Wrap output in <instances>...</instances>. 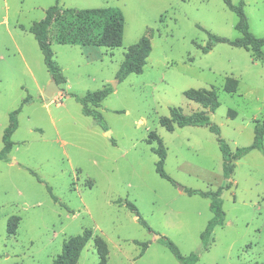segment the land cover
Returning <instances> with one entry per match:
<instances>
[{
  "label": "rangeland",
  "instance_id": "obj_1",
  "mask_svg": "<svg viewBox=\"0 0 264 264\" xmlns=\"http://www.w3.org/2000/svg\"><path fill=\"white\" fill-rule=\"evenodd\" d=\"M232 1H244L250 31L263 37L264 0ZM57 2L119 7L125 28L118 47L60 43L62 21L73 18L59 17L49 40L66 81L48 97L52 75L29 28ZM237 22L224 0H0V150L11 113L22 107L13 148L0 161V264H51L65 240L86 229L93 237L77 264L99 263L97 235L108 245V264H180L157 235L186 256L199 254L195 264H264L263 153L252 149L227 178L218 135L209 126L179 127L170 117L172 107L204 111L233 153L253 144L256 125L264 122V61L226 42L203 51L210 34L242 37ZM148 31L152 51L143 72L120 80L128 48ZM227 77L239 81L236 92L224 89ZM106 87L112 92L97 108L104 130L73 94ZM190 88L215 89L220 106L211 112L189 100L184 92ZM153 132L166 147L164 167L175 183L156 170L158 143L148 141ZM221 186L226 219L205 249L211 200L185 188ZM143 242L149 246L142 254Z\"/></svg>",
  "mask_w": 264,
  "mask_h": 264
},
{
  "label": "trees",
  "instance_id": "obj_2",
  "mask_svg": "<svg viewBox=\"0 0 264 264\" xmlns=\"http://www.w3.org/2000/svg\"><path fill=\"white\" fill-rule=\"evenodd\" d=\"M228 8L238 15V22L236 28L243 33V36L235 40L226 37L210 34V41L207 46L203 47L205 53L209 52L212 46L218 42H226L230 45L245 48L252 52L253 56L257 59L264 61V36L257 37L250 31L249 19L245 12V3L240 1L238 4L233 3L232 0H224ZM69 14L73 19L65 23L62 21L60 25L57 40L60 43H79L82 45H96L106 47H118L123 42L125 16L119 7H98V8H65L59 2L49 7L46 10L45 17L35 22L29 31L32 32L37 39L40 49L44 55V61L51 73L52 77L59 83L65 82L66 79L62 74L60 68L55 64L53 58L54 53L51 48L49 40L50 27L62 15ZM99 30V32H96ZM152 51L151 31H148L137 43L131 45L126 54L125 60L122 63L118 78L124 79L131 73H142L147 59ZM239 81L234 77H227L224 89L233 93L238 88ZM112 92L111 87H106L94 92H88L84 96L73 94L74 97L83 106L82 111L87 116H92L97 123L104 129L108 127L105 123L102 113L97 109L101 107L102 102ZM185 96L196 103L201 104L204 108H208L211 112L216 111L220 106L218 93L215 89L190 88L184 92ZM28 101V97L24 99V103ZM91 104L95 108H89ZM22 107L13 111L10 116V124L5 128L3 134V147L0 150V161L7 158L11 152L14 142L12 136L18 128L17 115ZM171 121L179 127L188 125L192 126H209L210 130L218 135L220 149L223 154V170L224 175L230 178L235 170L236 161L245 156L252 149H259L264 155V122L257 124L255 128V140L253 144L247 147L238 148L235 153L230 149L229 144L220 136V128L211 122L210 116L204 112H194L186 114L182 111L181 107H172L170 109ZM165 125V124H164ZM169 130H174L171 127ZM150 143L156 141L158 144L154 148V152L158 155L156 162L157 172L164 178L175 183V180L165 171V160L167 157L166 147L160 136L153 132L148 140ZM224 187H219L217 190H200L193 188H185V191L190 195H200L211 200L210 208L213 212V217L210 219L206 229L202 233V240L204 248L208 249V243L211 235L216 227L224 224L226 213L223 209L222 192ZM55 198V197H54ZM57 200V198H55ZM123 203L122 200L118 201ZM125 204L138 216L141 224L148 229H151L147 221L143 219L135 204L130 201H125ZM93 237V231L86 229L83 233L71 236L65 240L63 244L62 253L55 258L51 264H77L83 249L90 239ZM160 241L167 246L170 251L179 260L180 264H195L199 260V254L193 252L189 255L182 254L180 248L171 239L166 236L160 238ZM94 243L100 255L98 264H108L107 254L108 245L106 241L99 235L95 236ZM149 246V242L142 243V254ZM238 264H257V263H238Z\"/></svg>",
  "mask_w": 264,
  "mask_h": 264
},
{
  "label": "water",
  "instance_id": "obj_3",
  "mask_svg": "<svg viewBox=\"0 0 264 264\" xmlns=\"http://www.w3.org/2000/svg\"><path fill=\"white\" fill-rule=\"evenodd\" d=\"M63 89L60 88L58 82L54 77H52V80L50 84L48 85L47 89L45 90L44 94L48 97H52L56 92L62 91ZM157 238H161L160 235H157Z\"/></svg>",
  "mask_w": 264,
  "mask_h": 264
}]
</instances>
